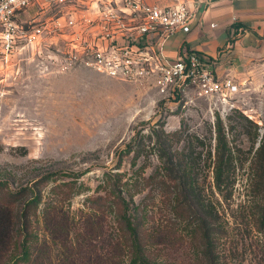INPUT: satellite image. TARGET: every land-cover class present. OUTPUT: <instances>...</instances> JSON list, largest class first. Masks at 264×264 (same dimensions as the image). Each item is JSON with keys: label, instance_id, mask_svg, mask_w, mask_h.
<instances>
[{"label": "rangeland", "instance_id": "1", "mask_svg": "<svg viewBox=\"0 0 264 264\" xmlns=\"http://www.w3.org/2000/svg\"><path fill=\"white\" fill-rule=\"evenodd\" d=\"M20 58L19 73L0 65V205L14 211L18 224L1 264H29L35 257H49L52 264H87L88 259L90 264H139L120 218L117 202L123 201L146 264H264V227L259 229L257 200L245 179L251 143L238 128L228 130L243 113L263 133L264 71L248 74L250 80L231 100L233 108L197 97L163 106L147 86L87 69L48 74L30 53ZM218 120L242 151L244 164L240 169L237 163L227 201L218 195L210 168ZM160 129L182 133L172 152L180 151L184 139H198H192L190 151L202 190L218 214L209 249L198 232L197 207L175 201L173 182L164 178L153 134ZM136 134L143 154L134 163L125 149ZM25 207L26 236L21 232ZM24 245L27 259L21 260Z\"/></svg>", "mask_w": 264, "mask_h": 264}, {"label": "built area", "instance_id": "2", "mask_svg": "<svg viewBox=\"0 0 264 264\" xmlns=\"http://www.w3.org/2000/svg\"><path fill=\"white\" fill-rule=\"evenodd\" d=\"M199 7L188 0H0V65L19 73L20 57L30 53L48 74L87 69L147 86L163 106L197 97L233 108L239 86L218 74L214 60L185 44L177 57L167 53L175 36L190 33Z\"/></svg>", "mask_w": 264, "mask_h": 264}, {"label": "trees", "instance_id": "3", "mask_svg": "<svg viewBox=\"0 0 264 264\" xmlns=\"http://www.w3.org/2000/svg\"><path fill=\"white\" fill-rule=\"evenodd\" d=\"M237 119H232V123L229 125V132H234L235 129H239L246 136L247 140L251 143V150L249 151V159L244 162L248 163L247 169H245V179L249 192L253 198L257 200V207H255V214L259 215V229L264 227V131L260 135V127L254 123L251 119L246 117L243 113H237ZM231 119V118H230ZM253 128V132L250 130ZM155 134V142L158 146L159 157L163 164L164 178L170 179L173 182V196L177 202H185L191 205L195 204L197 207V214L201 217V221L198 224L201 232L202 240L206 248H211L213 245V235L211 232H216V229H212L211 225L215 226L218 214L212 207L210 199H208L203 187L198 179V166L197 159L191 153L190 147L193 145V140L198 141L197 138L184 139V146L178 150L172 152L171 147L173 144L179 142L182 138V133L167 134L160 129V131H153ZM215 136L216 145L214 150V156L211 157L212 165L210 166L214 187L222 197L227 201L232 197L233 187L236 182L237 163L241 166L242 151L235 145L234 139H227V131L222 121L218 120L215 124ZM138 135L136 134L132 141L125 149V154H133L132 161L135 163L143 154L142 141L139 142ZM142 140V137L140 138ZM193 139V140H192ZM149 179L156 180L151 176ZM118 198V197H117ZM192 204V205H193ZM121 210V219L125 223V227L129 231L132 242L135 246V260L139 264H146L145 257L141 255L138 240L139 234L135 223L131 222L129 216L126 215V206L124 201L117 202ZM28 208H24L22 212V219L24 226V236L28 232L27 226L29 221L27 219ZM25 220V221H24ZM22 224V223H21ZM258 228V227H257ZM22 230V229H21ZM18 232V224L16 223V216L14 211L8 206L0 205V264L3 255L10 248L15 234ZM25 243V241L23 242ZM108 246V245H107ZM110 246L108 248L110 249ZM25 245L22 246L21 260L27 259V251ZM113 251L115 247L112 246ZM23 258V259H22ZM91 262L88 259L87 264ZM29 264H52L50 258L38 257L29 259ZM95 264V262L93 263ZM106 264V263H103Z\"/></svg>", "mask_w": 264, "mask_h": 264}, {"label": "crops", "instance_id": "4", "mask_svg": "<svg viewBox=\"0 0 264 264\" xmlns=\"http://www.w3.org/2000/svg\"><path fill=\"white\" fill-rule=\"evenodd\" d=\"M156 1V0H148ZM200 4L191 31L180 33L168 44L177 57L180 47L198 51L214 60L221 77L241 84L264 71V0H188Z\"/></svg>", "mask_w": 264, "mask_h": 264}]
</instances>
